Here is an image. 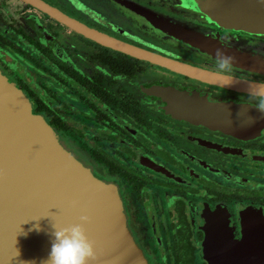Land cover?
I'll use <instances>...</instances> for the list:
<instances>
[{"label": "flooded vegetation", "instance_id": "flooded-vegetation-1", "mask_svg": "<svg viewBox=\"0 0 264 264\" xmlns=\"http://www.w3.org/2000/svg\"><path fill=\"white\" fill-rule=\"evenodd\" d=\"M40 1L67 22L216 73V62L167 41L111 0ZM126 1L245 50L264 46V37L223 30L163 0ZM0 72L67 153L116 188L148 264H237L228 257L243 255V244L264 229V116L248 93L107 48L22 0H0ZM229 75L264 83L239 68ZM172 86L250 106L256 132L237 136L176 119L158 95Z\"/></svg>", "mask_w": 264, "mask_h": 264}, {"label": "water", "instance_id": "water-1", "mask_svg": "<svg viewBox=\"0 0 264 264\" xmlns=\"http://www.w3.org/2000/svg\"><path fill=\"white\" fill-rule=\"evenodd\" d=\"M22 1L98 44L195 80L246 93L251 84H257L231 77L229 86L214 72L67 22L40 0ZM111 1L173 44H181L216 63L215 50L221 48L226 55L235 57L232 68L264 77V46L251 43L245 50L233 40L160 18L126 0ZM163 1L181 6L223 30L264 37V0ZM158 95L176 119L237 136L256 132V117L250 106L175 86ZM250 117L254 123H248ZM82 215L89 217L84 227L95 248L96 259L91 264H148L128 229L116 188L96 179L83 160L71 157L50 126L30 112L25 97L0 72V264H41L51 248L49 233L54 231L53 225L77 224ZM36 224L43 231L32 230ZM247 241L243 244L244 254L229 256L228 260L264 264V229ZM212 246L208 242L206 249L212 250Z\"/></svg>", "mask_w": 264, "mask_h": 264}, {"label": "clouds", "instance_id": "clouds-1", "mask_svg": "<svg viewBox=\"0 0 264 264\" xmlns=\"http://www.w3.org/2000/svg\"><path fill=\"white\" fill-rule=\"evenodd\" d=\"M217 61L216 75L231 86L232 78L229 75L235 57L226 55L221 48L215 50ZM249 96L255 100V111L264 116V83L251 84ZM249 118L248 123H254ZM89 223V217L82 215L79 223L68 227H56L49 233L51 248L46 259L41 264H91L96 259L93 242L89 239L84 225ZM37 232L43 231L39 224L34 226ZM34 264V262H32Z\"/></svg>", "mask_w": 264, "mask_h": 264}]
</instances>
